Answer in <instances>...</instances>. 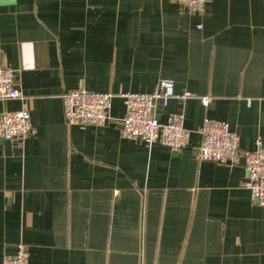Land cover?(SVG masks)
Returning <instances> with one entry per match:
<instances>
[{
	"label": "crops",
	"instance_id": "1",
	"mask_svg": "<svg viewBox=\"0 0 264 264\" xmlns=\"http://www.w3.org/2000/svg\"><path fill=\"white\" fill-rule=\"evenodd\" d=\"M0 65L22 92L0 113L29 109L33 125L0 140V264L20 243L29 264H264L244 157L199 158L205 119L229 123L241 153L264 147V0L202 14L174 0H0ZM164 79L178 97L156 116L185 114L182 152L124 139L117 96L104 127L65 120V93L150 94Z\"/></svg>",
	"mask_w": 264,
	"mask_h": 264
},
{
	"label": "built area",
	"instance_id": "2",
	"mask_svg": "<svg viewBox=\"0 0 264 264\" xmlns=\"http://www.w3.org/2000/svg\"><path fill=\"white\" fill-rule=\"evenodd\" d=\"M186 6L192 13L202 14L210 0H174ZM123 99L126 114L122 120L121 135L124 139L141 140L149 147L156 143L168 147L173 152H182L190 142L191 132L185 128V114L173 115L169 123L162 124L156 116L158 100L164 105L178 97L171 80H161L153 93H95L81 88L63 94L64 116L68 125L104 127L110 120V110L115 97ZM189 93L181 98L186 99ZM22 92L16 85V75L12 69L0 65V101L19 99ZM211 102L209 96L202 98L204 107ZM251 106V100H248ZM32 114L29 109L0 113V139L25 140L32 132ZM203 142L199 158L220 164H236L244 157L247 180L245 189L251 193L252 202L264 207V147L259 139L253 151H240V138L225 121L205 119L202 129ZM29 251L20 243L14 255H6L3 264H29Z\"/></svg>",
	"mask_w": 264,
	"mask_h": 264
},
{
	"label": "water",
	"instance_id": "3",
	"mask_svg": "<svg viewBox=\"0 0 264 264\" xmlns=\"http://www.w3.org/2000/svg\"><path fill=\"white\" fill-rule=\"evenodd\" d=\"M4 2H7V0ZM164 107V101L163 100H158L157 101V108H156V112H159V109H162ZM1 141H4V139H0Z\"/></svg>",
	"mask_w": 264,
	"mask_h": 264
}]
</instances>
